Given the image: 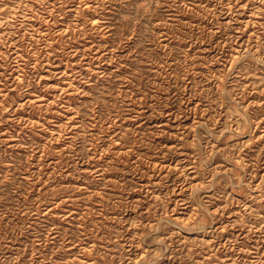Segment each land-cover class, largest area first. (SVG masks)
<instances>
[{
	"label": "rangeland",
	"instance_id": "obj_1",
	"mask_svg": "<svg viewBox=\"0 0 264 264\" xmlns=\"http://www.w3.org/2000/svg\"><path fill=\"white\" fill-rule=\"evenodd\" d=\"M0 264H264V0H0Z\"/></svg>",
	"mask_w": 264,
	"mask_h": 264
}]
</instances>
